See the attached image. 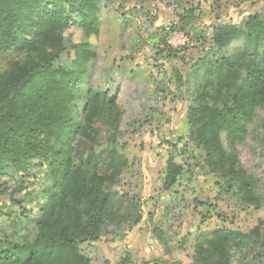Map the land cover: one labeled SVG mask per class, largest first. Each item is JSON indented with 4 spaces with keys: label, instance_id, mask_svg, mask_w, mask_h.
Instances as JSON below:
<instances>
[{
    "label": "trees",
    "instance_id": "trees-1",
    "mask_svg": "<svg viewBox=\"0 0 264 264\" xmlns=\"http://www.w3.org/2000/svg\"><path fill=\"white\" fill-rule=\"evenodd\" d=\"M99 1L0 0V173L14 164L20 172H33L23 184L39 181L25 195L36 202L35 216L12 224L16 229L32 225L34 231L17 239L2 236L0 264H90L81 245L142 221L138 196L120 191L127 159L117 141L135 134L160 114L159 108L147 96L146 119H126L127 109L106 90L90 89L82 99L85 63L93 52L86 43L66 45L63 37L77 23L85 36L96 33ZM192 20L187 11L171 22L183 29ZM211 40L209 49L190 56L188 68L174 74L175 88L188 97V143L202 148L210 173L236 178L240 202L259 210L264 181L246 176L235 147L254 135L264 166V120L255 121L264 112V10L239 24L213 25ZM100 134L109 145L106 172L95 162L75 158L80 143H96ZM165 166L162 188L175 187L173 203H178L185 193V167L172 157ZM263 222L246 234L229 229L199 234L192 264H264ZM130 262L127 255L116 264ZM144 264L177 263L156 259Z\"/></svg>",
    "mask_w": 264,
    "mask_h": 264
},
{
    "label": "rangeland",
    "instance_id": "rangeland-1",
    "mask_svg": "<svg viewBox=\"0 0 264 264\" xmlns=\"http://www.w3.org/2000/svg\"><path fill=\"white\" fill-rule=\"evenodd\" d=\"M263 10L264 0H100L96 33L85 36L78 23L63 32L66 45L86 43L93 52L85 63L87 82L80 90L82 99L90 89L106 90L118 106L127 109L126 119L143 120L142 109L147 96H152L160 112L135 134L117 141L118 150L127 159L120 191L138 196L142 221L129 231L81 245L79 250L90 264H116L127 255L130 264L156 259L192 264L194 239L199 234L220 229L246 234L257 221H264V206L254 210L242 204L238 180L210 173L202 148L188 143V97L173 84L175 71L187 69L190 56L201 55L212 46L213 25L239 24ZM187 11L194 20L185 28L171 22L175 15ZM64 60L67 69L70 59ZM259 119L264 120V112L260 111L255 121ZM235 149L246 176L264 181L254 135L245 136ZM76 150V160L95 162L102 171L108 170L105 155L109 145L102 134L96 143H80ZM168 157L185 167L181 187L185 193L178 203H173L175 187L169 191L162 188ZM38 172L42 177L43 171ZM32 173L20 172L14 164H7L0 173V238L17 239L34 231L32 225L29 229L22 224L17 229L12 226L25 216H35L36 202L25 200V195L32 183L39 181L23 184Z\"/></svg>",
    "mask_w": 264,
    "mask_h": 264
}]
</instances>
